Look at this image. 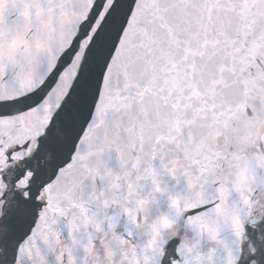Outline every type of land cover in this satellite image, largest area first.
Wrapping results in <instances>:
<instances>
[{
    "label": "snow or ice",
    "instance_id": "1",
    "mask_svg": "<svg viewBox=\"0 0 264 264\" xmlns=\"http://www.w3.org/2000/svg\"><path fill=\"white\" fill-rule=\"evenodd\" d=\"M0 264H264V0H0Z\"/></svg>",
    "mask_w": 264,
    "mask_h": 264
}]
</instances>
